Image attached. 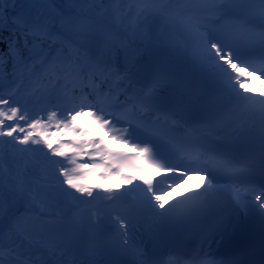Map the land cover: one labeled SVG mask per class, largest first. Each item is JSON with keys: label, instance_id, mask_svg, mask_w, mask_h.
<instances>
[{"label": "snow or ice", "instance_id": "1", "mask_svg": "<svg viewBox=\"0 0 264 264\" xmlns=\"http://www.w3.org/2000/svg\"><path fill=\"white\" fill-rule=\"evenodd\" d=\"M17 3L0 264H264V0Z\"/></svg>", "mask_w": 264, "mask_h": 264}, {"label": "bare ground", "instance_id": "2", "mask_svg": "<svg viewBox=\"0 0 264 264\" xmlns=\"http://www.w3.org/2000/svg\"><path fill=\"white\" fill-rule=\"evenodd\" d=\"M27 8H28V0H24V3H23V5H22V7L20 8L19 6H15V8H11V6H9L8 7V9H17L18 10V12L20 13V12H23V11H26L27 10ZM252 83L254 84V83H258V84H262V86L264 85V82H263V80H261V81H257L254 77H253V79H252V81L247 85V87L249 88V87H251L252 86ZM85 126L86 127H92L90 124H85ZM112 144H113V147H115V148H122V147H124V145H122V144H120V143H118V142H111ZM111 183H115V181H112Z\"/></svg>", "mask_w": 264, "mask_h": 264}, {"label": "trees", "instance_id": "3", "mask_svg": "<svg viewBox=\"0 0 264 264\" xmlns=\"http://www.w3.org/2000/svg\"><path fill=\"white\" fill-rule=\"evenodd\" d=\"M12 30H8L5 33H3L4 37L7 38L8 35H10ZM0 47H3V45H0Z\"/></svg>", "mask_w": 264, "mask_h": 264}, {"label": "rangeland", "instance_id": "4", "mask_svg": "<svg viewBox=\"0 0 264 264\" xmlns=\"http://www.w3.org/2000/svg\"><path fill=\"white\" fill-rule=\"evenodd\" d=\"M23 3H24V0H18V3L16 5L21 7L23 5ZM7 12H8V9H7ZM263 82H264V80H263Z\"/></svg>", "mask_w": 264, "mask_h": 264}, {"label": "water", "instance_id": "5", "mask_svg": "<svg viewBox=\"0 0 264 264\" xmlns=\"http://www.w3.org/2000/svg\"><path fill=\"white\" fill-rule=\"evenodd\" d=\"M12 17H13V16H10V15L8 14V18H9V20H11Z\"/></svg>", "mask_w": 264, "mask_h": 264}]
</instances>
